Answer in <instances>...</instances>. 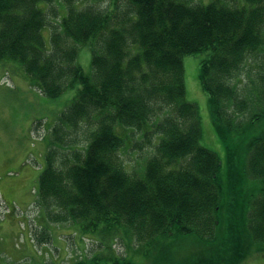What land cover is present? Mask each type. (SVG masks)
<instances>
[{
	"label": "trees",
	"instance_id": "trees-1",
	"mask_svg": "<svg viewBox=\"0 0 264 264\" xmlns=\"http://www.w3.org/2000/svg\"><path fill=\"white\" fill-rule=\"evenodd\" d=\"M82 44L92 74L77 62ZM201 53L199 80L225 148V176L216 152L200 143L199 109L185 95L182 58ZM15 62L47 97L76 87L38 176L36 203L50 221L131 232L158 246L152 264H239L264 250V0H110L104 8L0 0V66ZM128 129L146 141L157 136L132 173L120 156ZM221 228L230 237L219 252L181 257L171 248L187 236L205 244ZM109 260L138 264L115 250L42 264Z\"/></svg>",
	"mask_w": 264,
	"mask_h": 264
},
{
	"label": "rangeland",
	"instance_id": "rangeland-1",
	"mask_svg": "<svg viewBox=\"0 0 264 264\" xmlns=\"http://www.w3.org/2000/svg\"><path fill=\"white\" fill-rule=\"evenodd\" d=\"M75 1L78 6L93 4L101 8L108 6L110 2V0ZM42 7L46 8L47 6L43 5ZM51 8L52 18L59 19V15L62 13L61 2H53ZM43 35L47 47H49L48 27L43 29ZM203 55L204 53L187 54L182 58L185 95L186 99L195 102L199 109L200 143L216 152L221 161V175L225 176V148L213 131L208 94L202 89L199 80L200 59ZM90 57L89 48L83 44L79 45L77 62L88 74L93 73ZM14 64L16 67L12 64L0 66V98H31L30 104L24 105L18 102L14 110L17 113L25 110L32 115L34 121L31 125V128L33 126L31 132L35 137L36 146L45 147L47 150L52 126L58 115L75 95L76 87L65 90L58 97H47L39 93L36 87L30 85L22 66L17 62ZM15 131L20 132L21 128H14L10 121V114L5 112L4 116H0V159L2 155H7L9 149L17 145ZM122 131L128 136L125 140V146L120 150L124 168L131 173L140 171L144 161L153 153V144L157 142V136L150 134V140L146 141L144 136L137 131H133V133L130 129ZM34 160L36 161L35 158L23 154L19 160V165L27 167ZM37 163L39 175L45 161L42 162V167L40 160ZM17 167L9 166L10 172L8 168H5L1 174L7 183L12 182L7 184V187L14 192H23L26 195L27 203L21 201L16 195H6L3 198L0 191V264L69 263L84 256H92L94 252L100 251L104 255H109L114 250L118 255H125L126 258L138 264H152L151 259L158 253V246L155 244L151 246L144 241H138L131 232H129V236L121 230L111 234V231L106 230L104 222L99 223L94 231H89L71 221H50L44 210L36 203L38 178L33 182L31 178L21 175L24 169L19 172ZM32 169L34 168L29 169L28 167L25 171L29 172ZM214 235L215 237L205 244H198L195 237L187 236L182 241L175 242L171 248L178 252L181 257L196 250L199 253H208L209 250L206 247L211 246H214V250L219 252L223 248L222 242L229 240L230 231L221 228ZM107 263L110 264V260ZM239 264H264V250L253 251Z\"/></svg>",
	"mask_w": 264,
	"mask_h": 264
},
{
	"label": "crops",
	"instance_id": "crops-1",
	"mask_svg": "<svg viewBox=\"0 0 264 264\" xmlns=\"http://www.w3.org/2000/svg\"><path fill=\"white\" fill-rule=\"evenodd\" d=\"M18 102L23 103L24 105L26 103H31V98H0V116H4L5 112L6 114H10V121L14 128L18 127L21 128L20 132H16V140L17 145L14 146L12 149L8 150L7 155H2L0 159V191L2 193V197L5 198L7 196L16 195L18 198L23 201L24 203H27V197L23 192H14L9 187H7V184H10L12 182H6L4 176L1 174V172L8 168L9 166H15L17 169L20 170L24 169L21 173V175L31 178V180L34 182L38 178V163L37 161L40 160L41 163L43 161V155L46 152L45 147H38L35 143V137L32 135V122L33 117L31 114H28L25 110H22L20 112H15L14 108L18 104ZM4 107V110H3ZM21 141V142H19ZM28 155L32 158H35L32 164H28L26 167H21L19 165V160L21 159L22 155ZM41 164V167L43 165ZM34 165V166H33ZM34 168L32 171L26 172V168ZM8 171L10 172V169L8 168ZM12 192H11V191Z\"/></svg>",
	"mask_w": 264,
	"mask_h": 264
}]
</instances>
